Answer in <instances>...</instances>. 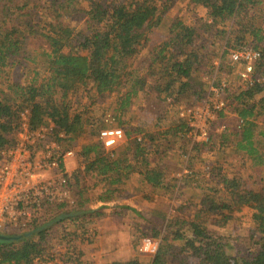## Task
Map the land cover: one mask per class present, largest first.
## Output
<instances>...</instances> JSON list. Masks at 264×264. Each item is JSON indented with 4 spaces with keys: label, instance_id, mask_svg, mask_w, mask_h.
Here are the masks:
<instances>
[{
    "label": "trees",
    "instance_id": "obj_1",
    "mask_svg": "<svg viewBox=\"0 0 264 264\" xmlns=\"http://www.w3.org/2000/svg\"><path fill=\"white\" fill-rule=\"evenodd\" d=\"M178 1L0 0V150L16 145L17 139L12 137L21 130L25 114L33 130L43 126L45 118L50 116L56 128L65 131L67 139L60 138L58 133L46 137L48 141H55L63 153L68 151L65 143L73 145L85 123L90 124L89 134L93 136L103 129L120 128L125 137L124 142L114 149H106L99 137V141L80 147L79 156L83 160L79 168L69 178L68 174L65 175L75 200L56 204L60 212L47 223L37 222V219L24 232H0V235L9 238L0 239V260L4 264H25L32 258L47 261L51 257L46 255V250L53 229L66 221L81 228L87 224L88 219L103 217V211L111 209L108 205L126 192L124 187L133 175L142 178L140 182L146 183L152 193L170 188L167 184L170 175L165 174L166 169L151 165L149 161L150 156H156L159 152V146H154L155 140L137 137L131 141L132 133L124 129L120 114L129 108L140 92L162 87L165 91L164 104L170 102L172 94L169 92L174 87L180 91L186 88L194 90L198 102L206 98L205 85L194 81L193 74L203 60L196 48L192 51L182 48L172 58L163 57V49L154 48L152 64L160 65L154 82H150L146 76H138L136 69L132 68L139 50L151 40ZM191 2L206 8L204 27L207 34L225 42V49H222L219 56V65L215 67L213 83L224 92L227 86L222 88L221 76L225 68L223 58L228 53L227 47L231 46L233 28H236L234 46L240 51H249V45L264 43L262 28H256L250 37L243 33L248 20L251 21L250 25H254L255 20L250 16L255 14V17L264 18V0ZM38 8L47 17L33 14ZM176 30L180 31L179 34L191 32V28L181 20L173 23L169 32L175 33ZM31 35H43L47 41L48 47L42 54L34 51ZM68 44L69 50L63 52ZM258 52L260 60L257 62L259 67L256 75L261 74V78L257 81L254 74L250 81L238 89L225 91L235 119L229 126L225 124L222 134L235 141L237 152L245 154L253 173L260 176L264 172V122L263 119L258 120L264 116V50ZM22 65L28 66L27 84L15 78V69L18 66L24 69ZM240 65L244 67L243 62ZM83 91L82 94L88 96L92 110L97 108V102L108 100L103 112L98 108L101 115L90 118V108L83 112V115H87L86 119L81 114L71 115V98ZM228 105L215 111L216 121L227 117L225 110ZM106 115L109 117L105 121ZM96 124L102 127L94 129ZM180 125L176 130L183 133L187 126ZM73 130H79V135L70 134ZM213 135L209 134L208 139L199 143L197 149L194 147L188 153L189 157L194 149L200 157L202 149H209L213 145L223 148L224 143L220 146L223 140ZM201 164L206 170L204 178L211 179L206 184V193L219 196L217 192L223 182L222 173H213L205 161ZM60 165L63 166L62 163ZM185 179L194 181L199 180V177L190 171L189 176L181 181L176 180V184L181 186ZM100 183H104V186L97 197L93 198L92 193ZM215 198L209 200L206 195L202 205L197 206L190 215L186 213L188 206L180 205L175 209L173 204L172 212L179 215L176 218H170V203H167L169 214H156L158 222L137 229V242L151 240L159 243L154 254L141 253L151 258L148 264H264V184L259 191L248 192L239 198L243 206L254 211L257 236L250 241L253 248L248 254L228 253L217 232L210 228V224L220 225L216 219V210L225 212L229 209L228 205L218 208ZM100 203L104 204L98 206ZM120 208L140 215L129 206L122 205ZM69 247H72L70 242Z\"/></svg>",
    "mask_w": 264,
    "mask_h": 264
},
{
    "label": "rangeland",
    "instance_id": "obj_2",
    "mask_svg": "<svg viewBox=\"0 0 264 264\" xmlns=\"http://www.w3.org/2000/svg\"><path fill=\"white\" fill-rule=\"evenodd\" d=\"M38 6V4H37ZM33 14H41L43 17H47L44 12L38 8L33 11ZM206 8L197 3L191 2V0H179L174 9L167 15V17L158 26L156 32L152 36L151 40L145 44L139 53L133 60L132 68L136 69L138 76H146L150 82H154L157 79L158 69L160 65H153L152 58L154 56V48L163 49L165 58H172L181 52L182 48H189L199 50L202 54L203 60L200 62L196 71L194 72V81L198 84H204L206 87V98L198 102L197 95L194 90L186 88L184 91H180L177 87L170 89V102L164 104L163 98L165 91L163 87L151 91H142L137 98H134L129 108L121 112V118L124 124V129L128 130L132 134V140L137 137L149 138L150 141L155 140L154 146L158 147V153L156 156H150L149 161L151 165H157L160 168H165V174L170 175V179L167 180V184L170 188L165 190L160 189L154 191L147 188L146 183L140 182L142 178L136 175L132 176L129 181V187L126 192L121 193V203H126L132 210H135L140 215H136L130 210H125L120 214H126L124 216V222L112 223L117 219L113 210L103 211L108 214L106 218L88 219L87 224L84 227L78 228L76 224L66 221L61 223L59 227H55L50 235L49 248L46 250V255L51 257L48 260L61 259H73L77 262L89 264H122L131 262L136 264H148L150 259L148 256L141 254L140 243L136 241L137 229H143L148 227V224L158 222L159 217L156 214H169L167 203H170V218H176L179 215L176 212H172L174 208L177 209L180 205L188 206L186 213L189 215L194 212L197 206H201L203 198L208 195L209 200L215 198V205L218 208H224V205H228L229 209L225 212H221L217 209L216 219L219 220L220 225H209L210 228L217 232L220 242L227 252H235L239 255L248 254L251 247L250 241L257 236L256 227L254 224V211L243 206L239 198L246 195L251 191H259L260 187L264 184V172L260 176L253 173L250 163L243 153L237 152L235 148V141L229 136H223V127L230 125L235 117L234 112L229 108V102L225 97V91L227 89H238L239 86L244 85L245 82L239 80L238 74L243 69L240 65L241 62L232 63L231 54L236 47L234 46V36L236 34V28H233L230 36L231 46L227 47V55L223 58V65L225 66L222 72V83L227 87L223 91L214 86L216 68L219 65V56L222 49H225V42L215 39L211 34H207V30L204 27V21L207 18ZM255 15V14H254ZM250 16L255 20L254 25H250L249 20L247 25H244V31L246 36H252V32L256 28H262L264 30V18ZM181 20L186 26L191 28V32L179 34V30L175 33H170L169 30L173 23ZM264 34V32H263ZM32 36L33 49L38 54H42L47 49V41L43 35L39 37ZM173 41L172 44H170ZM67 44V43H65ZM236 45V44H235ZM70 44L63 50H69ZM251 50H264V43L249 45ZM230 51V52H229ZM24 69L18 66L16 72V79L24 84L29 81L28 66L22 65ZM216 67V68H215ZM261 75V74H258ZM24 86V85H23ZM85 91L77 93L71 98L73 106L71 109V115L76 116L81 114L83 119H86L87 115H83V112L90 108L91 116L97 117L103 112L104 104L108 101L97 102V108H91L88 96L83 95ZM175 94V96L173 95ZM228 105V109L225 110L226 118L216 121V118L211 121L209 128V134L214 138L222 139L220 146L223 148L211 146L209 149H202V154L199 157L196 149L204 140L199 134H192V143L186 147L178 145V135L180 133L178 127L180 124H185L187 118L181 117V114L186 116V112L195 111L196 107L204 106L209 107L212 105L215 110L219 102ZM100 110H99V109ZM215 112V111H214ZM100 113V114H99ZM124 113V115H122ZM217 113V112H215ZM216 116V114L214 115ZM204 118H200L195 121L194 128L201 129L204 123ZM264 122V116L258 120ZM93 123V122H92ZM22 126V125H21ZM44 127L52 129L55 126L54 120L47 116L45 118ZM178 126V127H177ZM101 128L97 125L94 129ZM91 131L90 124L85 123L81 130V135L71 146L65 143V149L71 151L73 156L63 157L62 162L64 168L68 174H72L77 168H79L82 158L79 156L80 147L83 144H89L99 141L98 133L95 132V136L89 134ZM193 131V129H192ZM23 136V131L19 130L13 135V139H17L19 142ZM212 137V138H213ZM213 138V139H214ZM212 139V140H213ZM181 147V148H180ZM191 156L188 153L193 149ZM187 148V149H182ZM189 157V158H188ZM202 161H205L213 173H222L223 182L219 185L218 194L206 193V184L211 181L206 180L205 166H202ZM211 170V171H212ZM190 171L195 173L199 177V180H183L181 186L176 184V180L181 181L186 176L190 175ZM136 173V172H135ZM104 183H100L99 187L92 193L93 198L97 197L102 190L101 187ZM178 186V187H177ZM73 193H71V198ZM176 198L173 200V198ZM73 200L74 197L72 198ZM104 203L98 204V206ZM111 204V203H110ZM94 207L97 205H93ZM192 207V208H191ZM60 212V207L51 205L44 212L39 214L37 222L47 223L50 219L54 218ZM19 230H2L0 232L12 233ZM24 232V231H23ZM252 238V239H251ZM251 239V240H250ZM72 243V247H69V242ZM69 253V256H66ZM75 255L72 256L71 255ZM77 257V259H76ZM80 258V259H79ZM114 262V263H113ZM177 264V263H176Z\"/></svg>",
    "mask_w": 264,
    "mask_h": 264
},
{
    "label": "built area",
    "instance_id": "obj_3",
    "mask_svg": "<svg viewBox=\"0 0 264 264\" xmlns=\"http://www.w3.org/2000/svg\"><path fill=\"white\" fill-rule=\"evenodd\" d=\"M232 62H243L244 67L239 72L238 77L242 82L247 83L253 78L258 81L261 75H256L257 63L260 60V53L256 50L240 51L236 50L231 54ZM264 71V66H263ZM226 85L222 83V88ZM196 107L195 111L186 112L187 122H183L187 129L178 135L177 143L181 147H186L192 143V134H199L204 140L208 139L211 121L216 116L214 111L225 108L224 102H219L215 110L210 105ZM109 116L106 115L107 120ZM204 118L201 129H195V121ZM193 129V131H192ZM23 136L14 147L0 150V231L14 229L26 231L30 224L38 219L39 214L44 212L49 206L61 202H73L71 193L67 185L65 175L68 174L62 162L63 157H71L73 153H65L53 140L48 141V135L59 134L62 139H67L65 131L54 127L47 129L39 126L33 130L27 120L26 114L23 115L21 126ZM75 136L79 135V130L70 131ZM102 144L106 149H114L125 140L124 132L120 128L103 129L98 134ZM62 163V167L60 165ZM70 174H68V178ZM140 252L147 255L154 254L159 243L151 240L139 241ZM72 256H75L74 254ZM42 261L39 258H32L25 264H86L77 262L73 259H61ZM0 264H4L0 260ZM95 264V263H89Z\"/></svg>",
    "mask_w": 264,
    "mask_h": 264
},
{
    "label": "crops",
    "instance_id": "obj_4",
    "mask_svg": "<svg viewBox=\"0 0 264 264\" xmlns=\"http://www.w3.org/2000/svg\"><path fill=\"white\" fill-rule=\"evenodd\" d=\"M128 183H129V182H128ZM128 183H127V185H126L124 188L129 187ZM125 190H127V189H125ZM121 200H122V199H116V201L111 202V204L108 205L109 208L114 209V210H113V214H114V216L117 218V219H115L112 223L124 222V221H125V220H124V216H127L125 213H124V214H120L121 212H125V209L120 208V206H122V205H126V203H124V204L121 203ZM126 206H127V205H126ZM131 208H133V207L131 206ZM108 210H110V209H107L106 211H108ZM107 213H108V212H107ZM107 213L104 212V216H103V218H106L105 216H108ZM100 218H102V217H100ZM108 218H109V217H108ZM108 218H106V220H108V221L110 222V220H109ZM113 263H114V262H113Z\"/></svg>",
    "mask_w": 264,
    "mask_h": 264
},
{
    "label": "water",
    "instance_id": "obj_5",
    "mask_svg": "<svg viewBox=\"0 0 264 264\" xmlns=\"http://www.w3.org/2000/svg\"><path fill=\"white\" fill-rule=\"evenodd\" d=\"M0 239L6 240V239H9V238L4 236V235H0Z\"/></svg>",
    "mask_w": 264,
    "mask_h": 264
}]
</instances>
